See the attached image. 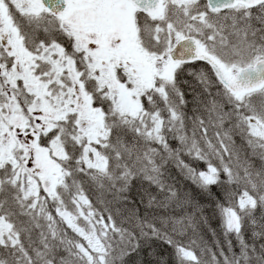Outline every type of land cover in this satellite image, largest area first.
<instances>
[{
	"label": "snow or ice",
	"instance_id": "snow-or-ice-1",
	"mask_svg": "<svg viewBox=\"0 0 264 264\" xmlns=\"http://www.w3.org/2000/svg\"><path fill=\"white\" fill-rule=\"evenodd\" d=\"M0 264H264V0H0Z\"/></svg>",
	"mask_w": 264,
	"mask_h": 264
}]
</instances>
